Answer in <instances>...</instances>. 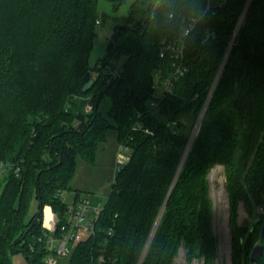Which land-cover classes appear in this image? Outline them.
<instances>
[{
    "label": "trees",
    "instance_id": "trees-1",
    "mask_svg": "<svg viewBox=\"0 0 264 264\" xmlns=\"http://www.w3.org/2000/svg\"><path fill=\"white\" fill-rule=\"evenodd\" d=\"M107 1L114 15H100L98 0H0V160L12 164L0 180V264L14 253L46 264L42 212L49 206L64 222L69 205L59 194L72 190L79 157L94 162L108 130L128 160L96 234L75 244L68 264L100 256L102 264H173L181 248L191 260L197 247L214 264L208 176L216 165L226 169L233 225L239 206L254 222L247 246L234 241L240 264L264 221V0H133L122 17L128 0ZM99 17L116 26L91 67ZM169 44L183 45L178 59L161 56ZM89 71L94 86L83 92ZM34 198L39 211L27 223Z\"/></svg>",
    "mask_w": 264,
    "mask_h": 264
},
{
    "label": "rangeland",
    "instance_id": "rangeland-1",
    "mask_svg": "<svg viewBox=\"0 0 264 264\" xmlns=\"http://www.w3.org/2000/svg\"><path fill=\"white\" fill-rule=\"evenodd\" d=\"M132 1L133 0H128L127 3L119 9L116 15L119 17L127 15ZM98 12L100 15H114L113 7L107 0H98ZM98 19L102 21L101 17H99ZM115 26V22H113L112 20H108L106 23L102 21V24L100 26L96 25L98 37L90 55L89 64L91 67H95L99 60L107 55L109 41L114 36ZM120 65L121 62L119 63V66ZM114 72L116 76L119 75L118 68L114 69ZM95 78L96 72L93 73L94 82ZM111 78L109 80L107 79L108 82L111 81ZM155 84H159L158 80ZM109 105L110 100L105 99L102 108L105 110L109 107ZM200 123L198 122V127L196 125L194 129V132L196 130V135L199 130ZM128 156L129 152L119 142L118 132L116 130H108L106 133V140L99 145L94 162L87 161L81 157L77 159L76 174L70 184L72 190L64 192L63 199L69 206H72L74 204V200L76 199L74 190H78L83 195L91 196V200L93 201L95 206L105 204L112 191L116 173L118 169H120L124 165L123 158L124 160H126ZM11 169L12 166H10L9 168H5V170H2L0 172L1 181L6 179V177L10 174ZM208 179L210 182V197L212 200V229L213 234L217 239V253L214 264H235L234 241L236 238H240V240H242L241 244L243 246H247V242L249 241V239L251 240V236H253V234L250 235L249 231L253 228L254 222L249 218L243 207L239 206L236 215L237 226L233 225L231 220V203L228 192L226 190L227 176L224 166H214L208 176ZM5 182L6 181H4V183L2 184L0 183V196L4 189ZM261 208H264V205ZM48 210L52 214V219L49 220V222L47 219ZM38 211L39 203L34 198L31 202L30 212L26 219V222L28 223ZM55 219L56 216L53 213L52 209L49 206L45 207L40 218L42 228L44 230H47L46 226L50 225V222H53ZM243 227H245L247 230H243ZM260 229L258 235L260 234ZM255 236L256 234L254 235V237ZM256 243L257 238H254L249 252L245 250V247L244 250L246 251L247 255L243 253L240 264H253L250 260V253ZM68 258L69 257L59 259L58 264H68ZM11 259L12 264H29L28 259L23 253H14L11 255ZM173 264H205V259L201 257L199 261H196L194 260L193 255L191 260H188L187 251L184 248H181Z\"/></svg>",
    "mask_w": 264,
    "mask_h": 264
},
{
    "label": "built area",
    "instance_id": "built-area-1",
    "mask_svg": "<svg viewBox=\"0 0 264 264\" xmlns=\"http://www.w3.org/2000/svg\"><path fill=\"white\" fill-rule=\"evenodd\" d=\"M197 22V19L193 21L191 26L186 30L185 36L193 29L194 24ZM102 21L99 19L96 24L100 26ZM167 51H170L172 57L175 56L178 59L183 53L182 46H174L173 44L164 45L161 49V56H165ZM184 73V68L182 66L176 68L174 75L176 77L181 76ZM171 80L163 82L162 88L167 92L171 88ZM85 110L87 113L93 111V106L91 103H87ZM138 128H142L141 125ZM148 132V131H147ZM127 150V149H126ZM128 160L123 158V163ZM12 166L11 163H5L0 161V172ZM119 170V169H118ZM15 174L18 177L20 174V168H16ZM60 198L66 203L63 199V193L59 194ZM76 197V196H75ZM106 204V203H105ZM105 204L100 206H95L91 200V196L79 195L74 200L72 206H68V211L63 223L60 222V219L56 216V219L50 222V225H47V248L50 251V254L46 257V264H58L59 259L70 257L73 251L75 244L89 238L93 237L96 234L97 223L104 211ZM264 217V208H258V214ZM60 229V235L56 236V232ZM113 229L110 228L108 231V236H111ZM104 262L103 256H100L94 263L102 264Z\"/></svg>",
    "mask_w": 264,
    "mask_h": 264
},
{
    "label": "water",
    "instance_id": "water-1",
    "mask_svg": "<svg viewBox=\"0 0 264 264\" xmlns=\"http://www.w3.org/2000/svg\"><path fill=\"white\" fill-rule=\"evenodd\" d=\"M93 86H94L93 75H92V72L89 71V72L86 73V75L82 79L81 89H82L83 92H88V91H90L92 89ZM203 115H204V112L202 113V115L200 117L199 123H200ZM197 127H198V125H197ZM195 133H196V130H195V132H194V134H193V136L191 138V141H190L189 146H188V150H189V148H190V146H191V144H192V142L194 140V137L196 135ZM185 157H186V155H185ZM185 157H184V159H183V161H182V163L180 165L179 171H180V169H181V167H182V165L184 163ZM37 182H38V179H37ZM40 213H41V211H40ZM154 233H155V230L153 231V233H152V235H151V237L149 239V242H148V244L146 246V249H145V252H144V255L142 257L141 262L143 261V258L145 256L147 250H148V247H149L150 242H151V240H152V238L154 236ZM27 257L28 256H26V258ZM201 257H202V249L200 247H197L195 249V253H194V260L199 261L201 259ZM250 260H251V263H253V264H264V221H263V223L261 225L260 234H259L257 243L253 246V248L251 250Z\"/></svg>",
    "mask_w": 264,
    "mask_h": 264
},
{
    "label": "bare ground",
    "instance_id": "bare-ground-1",
    "mask_svg": "<svg viewBox=\"0 0 264 264\" xmlns=\"http://www.w3.org/2000/svg\"><path fill=\"white\" fill-rule=\"evenodd\" d=\"M48 222L52 219V215L47 216Z\"/></svg>",
    "mask_w": 264,
    "mask_h": 264
},
{
    "label": "crops",
    "instance_id": "crops-1",
    "mask_svg": "<svg viewBox=\"0 0 264 264\" xmlns=\"http://www.w3.org/2000/svg\"><path fill=\"white\" fill-rule=\"evenodd\" d=\"M74 191H78V190H74ZM74 195H75V193H74ZM76 196V195H75Z\"/></svg>",
    "mask_w": 264,
    "mask_h": 264
}]
</instances>
